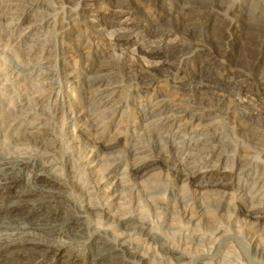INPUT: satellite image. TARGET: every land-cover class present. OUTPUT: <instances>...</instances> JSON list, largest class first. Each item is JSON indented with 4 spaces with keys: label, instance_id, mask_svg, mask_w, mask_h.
<instances>
[{
    "label": "bare ground",
    "instance_id": "1",
    "mask_svg": "<svg viewBox=\"0 0 264 264\" xmlns=\"http://www.w3.org/2000/svg\"><path fill=\"white\" fill-rule=\"evenodd\" d=\"M12 1L20 0H11L10 3ZM30 1L33 2L29 6H36L48 0ZM50 1L55 4L54 8H58L53 12L55 40L68 49L62 52L61 62L69 69L70 80L74 84V100L69 108L75 136L96 151H102V154H117L113 159L124 161L131 179L136 181L144 183L145 176L165 173L173 180L206 189L217 197H224L233 188L241 194L236 202L239 213L252 225H264V204L261 205L264 195L261 199L254 194L249 198L243 197L246 192L251 194L244 184L249 179L252 186H256L254 190L264 188L263 178L257 180L260 178L258 173L264 174V119H260L259 111H254L253 106L241 110L233 99V96L236 97L239 104L243 100L252 101L248 91L242 92L236 84L231 88L230 98L231 91L228 97L210 89L178 88L172 84V79L177 78L176 72L199 57L204 64H211L210 59H214L218 63L217 70L218 66L227 67L231 79L244 72L256 77L259 67H264V54L261 52L263 37H259L263 42L257 41V38L259 44L255 47L240 46L237 55H232L230 48H235L239 42L252 40L247 38V34L239 33L238 29L240 26L249 29L254 25L255 19H252L257 8L242 7L237 0ZM91 6L104 7V12ZM109 12L116 17H109ZM240 13H245L251 21L246 16L247 21L241 24L238 19ZM120 15L126 19L122 21ZM128 19L133 20L132 25L126 24ZM259 22L262 27L264 17ZM140 23L143 25L140 26ZM120 31L123 32L122 38L116 45H110L109 41H116ZM182 31L186 32L184 34L190 37V41L182 39L178 46L188 49V55L179 62L164 65L169 45L177 44L175 40H180ZM128 44L146 47L136 51L140 54L141 66L135 64L139 60L135 55L123 54L122 47ZM104 50L110 53L105 54ZM50 52L42 46L35 47L32 54L46 59L51 56ZM71 56L75 57L73 64L69 63ZM247 57L250 61L246 60ZM158 63H161L158 68H148ZM255 80L263 84L256 92L258 98L263 97L264 77ZM35 126H30L26 132L43 149L42 156L6 158L0 155V234L14 237L5 238L9 239L6 241L0 236V264H134V260L150 264L143 255L138 256L134 252L137 250L124 246L125 240L116 243L101 238L103 234L89 232L91 227H88V219L81 215L83 210L64 195L68 188L64 175L65 160L56 158L53 149L49 148L50 144L45 142V136L48 138L50 135L49 127L42 121ZM38 129L42 130V134L37 132ZM49 149L53 152L52 158L46 160L50 164L41 165L35 161L45 158ZM68 154L63 156L68 157L69 168H74L75 160ZM55 159L59 164L58 173L49 172L52 171L51 161ZM30 162L36 165L34 172L30 178L22 180V169ZM254 173L258 178H252ZM232 176L237 178L235 182L230 180ZM257 200L262 202L258 204ZM86 207L88 210L93 208L90 205ZM110 211H102L107 221L113 218ZM118 218L126 235L134 233V225L128 230V218ZM153 234L154 245L158 243V253L176 261L183 259L181 251L161 242L162 238ZM46 235L62 240L51 241ZM151 235L146 234L145 237L150 238ZM77 250H85L90 258L79 252L74 254ZM59 253L62 257L56 263ZM65 253L66 256H63Z\"/></svg>",
    "mask_w": 264,
    "mask_h": 264
},
{
    "label": "rangeland",
    "instance_id": "2",
    "mask_svg": "<svg viewBox=\"0 0 264 264\" xmlns=\"http://www.w3.org/2000/svg\"><path fill=\"white\" fill-rule=\"evenodd\" d=\"M10 1L0 0V155L3 157L7 156L6 158L14 156L17 158L34 155L37 157L42 156L43 149L26 132L30 126L34 127L35 124L37 125L39 121H42L49 127L50 133L48 138L45 136V142L48 145L50 144L49 148L53 149L52 151L55 152L56 158L60 157V159L65 160L64 175L68 188H66L67 191L64 195L70 200H74L71 201L76 207L83 210L81 215L89 221H86L89 224L88 227H91L89 232L103 234L101 238L112 240L116 243L121 240L124 242L125 240L124 246L130 250L132 249V251L137 250L134 252L138 256L139 254L140 256L143 255L146 262L148 261L150 264H264V225H252L251 221H248L247 218H244L239 213L236 202L241 194L238 191H234L232 188L228 190V194L224 197H217L216 194L209 193L206 189L184 185L179 180H173L171 176L165 173H152L144 177V183L140 180H137L139 181L137 182L131 179L127 168H125L124 161L119 162V160L113 159L117 154H102V151H96V148L89 147L83 142V139L75 136L73 125L70 122L71 112L69 108V105L74 100V84L70 80L69 69L62 65L61 62V58L64 55L62 52L68 49H64L63 45L60 46V43L57 42L58 40H55L57 38L55 37V13L53 12H56L57 6L54 8L55 4L52 1L49 2V0L36 6H33V4L29 6L33 2L30 0L14 1L16 4L13 1L10 3ZM239 1L237 0V4L241 3L242 7L250 8L252 6L251 9L255 10L257 8V10L255 18L252 19V21L255 19L254 25L249 26L251 27H248L249 29H247V26L246 28L240 26L238 29L239 33L247 34V38L251 37L250 39L252 40L241 42L242 44L239 42L235 48L231 47L230 52L232 55H237L238 49L241 50L244 46L255 47L259 42L264 41V35L262 36L264 24L262 28L259 22V19L264 17V11L262 12L264 0ZM253 1L255 2L253 3ZM250 2L253 4L251 5ZM91 8L104 12V7L91 6ZM108 9H106V13ZM240 14L238 19L242 24L243 21H247L248 16L245 13H242V16ZM109 17L114 19L116 16L109 12ZM121 18L122 21L126 19L125 17ZM248 19L250 20L249 17ZM126 24L132 25L133 20H126ZM141 25L143 23H140ZM252 28L254 32H252ZM255 28H258V30H255ZM122 33L120 31L116 41L112 39L109 44L116 45L118 40L122 38ZM184 33L186 32L184 31ZM184 33L182 31L181 35H179L180 40H175L177 46L174 44L169 45L170 47L168 46V53L165 56L167 61H164V65L179 62L185 55H188V49L182 47L181 49L180 45L178 46V44H181L182 39L184 42L190 41V37ZM259 37H263V41ZM257 38L259 39L257 40ZM253 40L254 42H252ZM256 40L260 41L257 42ZM42 46L51 51L50 53L52 54L48 56V58L50 57L49 59L47 57L45 59L44 56L38 54H32L35 47ZM240 46L242 47L239 48ZM141 47L144 48L145 46L128 44V46L122 47V52L123 54L135 55L137 60L140 54L136 53V51L140 50ZM261 52L264 54V48ZM103 53L108 54L110 51L104 50ZM241 54L242 52L240 51L239 55ZM38 56H41L42 59L41 57L38 58ZM70 58L69 63L73 64L75 57L71 56ZM248 58L250 59V57H247L246 60L250 61ZM200 60H202L201 57L195 58L189 66L187 65L183 69L178 70L175 74L177 78L172 79V84L178 88L210 89L225 96H228L232 87L239 84L242 92L248 91L252 101L243 100L239 104L237 98L233 96V99L236 100V106L243 110H248L249 106L250 108L253 106L254 111H259L260 119H264V96L258 98L259 96L256 95V92L263 84L257 83L255 80V78L260 80V78L264 77L263 66L259 67V73L256 77L244 72L241 76L234 77V75L235 79H231L227 67L218 66L217 70L218 63L214 59H210L211 64L208 62L204 64ZM135 64L141 66L140 59ZM160 65L161 63H158V65L149 66L148 68H158ZM214 79H216V82ZM229 95L231 98L232 91ZM36 100H39L38 104ZM50 113L53 114L51 115ZM262 125H264V122ZM53 128L55 130L53 131L54 133L52 132ZM262 129L264 130V126H262ZM38 130L37 132L42 134V130ZM60 147H62L63 151ZM51 149H49L50 152L46 154L45 158H39L35 161H38L41 165L50 164L47 161L52 158L51 154L53 152ZM66 153H70L68 155H71L75 160L74 168H69L68 157L63 156ZM61 155L63 156L62 158ZM57 162V159L51 161L52 171L49 172H59L57 170V167H59ZM118 162L119 164H117ZM31 163L33 164L31 165ZM28 164L22 169V176H20L22 180L30 178L34 172L35 163L30 162ZM251 175H253L252 178L260 177L257 180H262L263 178L264 181V174L258 173V176L257 173H254ZM230 180L235 182L237 178L232 176ZM244 184H246L248 190L250 189L249 192L251 194L246 192L243 197L249 198L252 194L255 195L252 196L260 199L263 197V187H258L259 190H254L256 186H252L251 179ZM87 201L90 203L86 205L93 207L91 210H88L85 205ZM260 201L257 200L256 202L260 204ZM263 204L264 202L261 203V205ZM108 210L113 213V221L105 219L106 217L102 211ZM118 217L128 218V226H130L128 230L130 231V228L134 225V233L129 236L126 235V230L122 229L120 223H118L119 221H117V219L119 220ZM148 231L151 232L149 233ZM153 233L162 238L161 242L167 243L170 247L175 246L178 251H181L183 259L176 261V259L167 258V255L163 256L159 252L160 255L158 253V243L155 242L157 245H154L155 234ZM146 234L152 235L147 238V236L145 237ZM8 235L7 233L0 234L4 239H12L13 236L9 235L8 237ZM47 238L56 242L62 240L59 237H51V235L47 236ZM78 252L90 258L85 250H81V252L77 250L74 254ZM61 255L59 253L56 257V263H59ZM63 256H66V253ZM134 261V264H141L137 260Z\"/></svg>",
    "mask_w": 264,
    "mask_h": 264
}]
</instances>
